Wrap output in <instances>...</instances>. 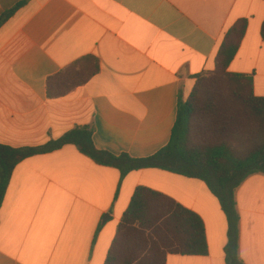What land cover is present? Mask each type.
<instances>
[{"label":"crops","instance_id":"1","mask_svg":"<svg viewBox=\"0 0 264 264\" xmlns=\"http://www.w3.org/2000/svg\"><path fill=\"white\" fill-rule=\"evenodd\" d=\"M242 20L228 72L251 76L264 98V0H0V144L39 147L90 126L98 150L157 154L171 140L179 100L216 69L226 34ZM87 57L99 72L52 97L49 79ZM141 187L205 225L208 254H168L166 264H227V216L204 181L162 169L123 177L73 145L14 170L0 209V264H105ZM236 203L239 256L264 264V174L245 180Z\"/></svg>","mask_w":264,"mask_h":264},{"label":"trees","instance_id":"2","mask_svg":"<svg viewBox=\"0 0 264 264\" xmlns=\"http://www.w3.org/2000/svg\"><path fill=\"white\" fill-rule=\"evenodd\" d=\"M246 30L247 22L242 20L228 31L216 69L198 75L188 100H179L171 140L151 157L135 159L98 150L90 126L77 127L39 147L0 144V209L21 162L73 145L97 164L116 168L123 177L142 169H162L204 181L227 216L226 263L244 264L239 256L236 191L250 176L264 174V98L255 96L251 76L228 72ZM99 70V61L87 57L50 78L49 94L63 97ZM208 252L205 225L196 213L141 187L122 217L105 264H166L168 254L205 256Z\"/></svg>","mask_w":264,"mask_h":264}]
</instances>
